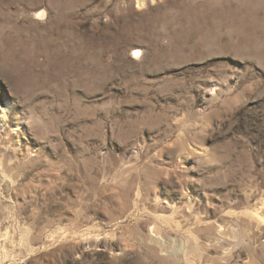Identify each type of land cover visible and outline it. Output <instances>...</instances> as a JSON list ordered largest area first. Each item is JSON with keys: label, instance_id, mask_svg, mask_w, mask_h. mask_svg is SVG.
Masks as SVG:
<instances>
[{"label": "rangeland", "instance_id": "rangeland-1", "mask_svg": "<svg viewBox=\"0 0 264 264\" xmlns=\"http://www.w3.org/2000/svg\"><path fill=\"white\" fill-rule=\"evenodd\" d=\"M0 111V264H264V0H0Z\"/></svg>", "mask_w": 264, "mask_h": 264}, {"label": "bare ground", "instance_id": "bare-ground-1", "mask_svg": "<svg viewBox=\"0 0 264 264\" xmlns=\"http://www.w3.org/2000/svg\"><path fill=\"white\" fill-rule=\"evenodd\" d=\"M38 16H39V17H42L43 15H38ZM6 110H7V111L10 110V108H6ZM4 118H5V113L2 112V111H0V119L4 120Z\"/></svg>", "mask_w": 264, "mask_h": 264}]
</instances>
